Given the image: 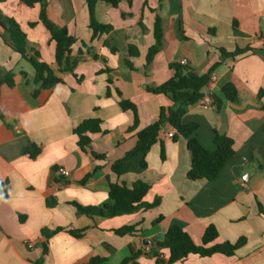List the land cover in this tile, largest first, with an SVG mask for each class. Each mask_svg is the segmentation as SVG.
Here are the masks:
<instances>
[{
	"label": "crops",
	"instance_id": "obj_1",
	"mask_svg": "<svg viewBox=\"0 0 264 264\" xmlns=\"http://www.w3.org/2000/svg\"><path fill=\"white\" fill-rule=\"evenodd\" d=\"M46 3L49 19L78 40L71 58L79 61L73 73L59 74L63 83L34 97L33 65L0 37V67L15 79V86H3L0 96V181L9 187L7 197L0 189V264H84L94 257L104 258L103 264H156L158 256L168 260V251L157 247L169 229L180 226L201 245L210 225L218 230L216 243L245 238V244L233 257L191 256L176 264H264V0H124L117 8L99 2L94 19L113 31L95 39L88 0ZM41 9L19 0L0 3V12L20 25L41 61L57 70L56 43L40 22ZM157 17L162 43L147 64L156 44ZM106 41L118 51L113 53ZM82 42L92 49L80 58ZM129 45L138 49V57L130 56ZM222 49L248 52L225 59L212 75L205 94L215 95L221 108L198 103L187 108L184 121L199 125L198 140L209 151L216 150V135L233 139L231 161L214 181L188 180L187 141L170 138L176 132L167 126L145 157L147 167L138 156L118 177L113 164L136 146L138 133L158 120L161 108L173 105L170 97L151 94L147 87L167 82L174 75L170 65L184 60L206 74L220 61ZM228 84L238 90L236 102L222 94ZM122 99L138 109L134 131L129 130L134 114L121 108ZM90 118L102 120L106 133L94 135L90 149L83 151L74 130ZM32 145L41 148L36 159L26 154ZM92 151L106 158L96 159ZM137 181L150 186L144 202L159 201L158 207L103 218L83 215L75 206H113L110 185L131 188ZM127 226H136L137 232L116 233ZM59 228L50 238L42 233Z\"/></svg>",
	"mask_w": 264,
	"mask_h": 264
},
{
	"label": "trees",
	"instance_id": "obj_2",
	"mask_svg": "<svg viewBox=\"0 0 264 264\" xmlns=\"http://www.w3.org/2000/svg\"><path fill=\"white\" fill-rule=\"evenodd\" d=\"M8 0H0L4 3ZM26 4L28 7H35L41 5L40 22L46 27L51 34V40L56 43V64L58 69L55 70L50 64L41 61L39 52L30 47L27 35L23 32L20 25L12 18L5 17L0 12V37L4 43L12 50L19 53L26 61L31 63L35 69L33 82L36 85L34 97H38L44 90H53L57 85L63 83V79L59 76L62 73H73L79 58L72 60L74 46L78 40L71 36L65 27H58L48 17L46 0H19ZM124 0H88L91 23L90 28L94 32V39L99 35H108L113 31L111 25L99 24L94 19L95 6L99 2L107 3L117 8ZM131 1V0H130ZM33 25V24H32ZM155 39L156 44L152 47L147 56V64H149L162 43V31L159 17L156 18L155 23ZM105 46L110 47L113 53L118 50L111 46V41H106ZM91 47L82 42V47L78 50V57L91 51ZM248 50H239L234 53H229L226 50H220V61L214 64L211 69L204 75L198 74L194 69H191L182 64L173 63L170 68L174 70V75L164 84L152 87H147V91L154 95H165L170 97L173 105L168 108H161L158 120L147 128L138 133V140L136 146L126 155L116 161L113 166V172L122 177L125 171V164L132 159L142 156V166L147 167L145 157L150 153L152 147L160 140L161 132L165 127L170 126L176 132L173 139L182 137L187 141L188 151L191 156V168L187 173V178L190 181L207 180L214 181L226 165L231 161L234 156V141L233 139L224 136L216 135L215 137V151H209L198 140L197 132L199 125L196 123H185L184 117L187 108L200 103L206 96L205 90L211 81L212 75L215 70L227 58L236 59L239 56L245 55ZM129 54L131 57H138L139 51L133 45H129ZM129 65V62H127ZM3 86L13 88L15 86L14 74L10 71H4L0 67V96ZM121 97V93H119ZM224 98L229 102H236L238 100V90L233 84H228L222 89ZM107 95H110L108 89ZM214 105L217 109L221 108L222 102L213 95ZM120 106L124 111H131L134 114V125L130 127V131L138 128V109L136 105L128 100H121ZM264 112V106L262 107ZM0 118L3 120L4 116L0 112ZM102 120L90 118L82 122L75 130L74 134L78 136V146L81 150L87 151L92 144V137L96 134H104L106 132L102 129ZM41 153V148L32 145L26 150V154L31 159H36ZM92 156L96 159H105V155H99L91 152ZM162 159H165V153L162 151ZM89 177V176H88ZM0 189L4 192V197L8 196V183L0 181ZM150 191V186L143 182L137 181L130 188L125 183L111 184L109 196L115 202L113 206H106L104 208L97 207H84L75 204L79 213L89 217H103L112 218L123 215H131L141 210H151L159 205V201L153 204L144 202V198ZM51 206V204H49ZM162 218L158 219L154 225L160 223ZM63 228L55 231L43 230V235L50 238L52 235ZM137 232L136 226H127L116 233L120 236L133 234ZM76 237L81 235V232L70 231ZM219 238L218 230L215 226L210 225L203 236L202 244L197 245L192 237L180 226H174L165 234L163 241L157 247V251L165 249L169 253L168 260L165 261L161 256H158L156 264H176L183 262L191 256H198L201 258L212 257L215 255H223L226 257L235 256L238 249H240L246 242L245 238H241L237 243H216ZM155 255H159L158 253ZM48 252L47 246H44L43 255ZM104 258L94 257L89 262L84 264H103ZM40 264V263H39ZM123 264H127L125 261Z\"/></svg>",
	"mask_w": 264,
	"mask_h": 264
},
{
	"label": "built area",
	"instance_id": "obj_3",
	"mask_svg": "<svg viewBox=\"0 0 264 264\" xmlns=\"http://www.w3.org/2000/svg\"><path fill=\"white\" fill-rule=\"evenodd\" d=\"M261 42H262V45H263V47H264V34L261 36ZM181 64L185 66V65L187 64V62L184 60V61H182ZM211 79H212V78H211ZM212 96H213L212 93L207 94V95L205 96V98L200 102V104H201L204 108H206V109L214 108L215 105H214V100H213V97H212ZM169 137L172 138V137H173V134H169ZM59 173H60L61 175L65 176V177L70 176V172H69L68 170H65V169H60V170H59ZM28 246H29V247H33V245L30 244V243H28ZM161 257H164V256L161 255Z\"/></svg>",
	"mask_w": 264,
	"mask_h": 264
}]
</instances>
